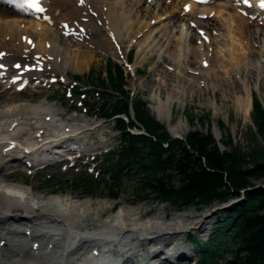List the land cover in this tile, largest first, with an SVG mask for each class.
I'll return each instance as SVG.
<instances>
[{
	"label": "bare ground",
	"instance_id": "6f19581e",
	"mask_svg": "<svg viewBox=\"0 0 264 264\" xmlns=\"http://www.w3.org/2000/svg\"><path fill=\"white\" fill-rule=\"evenodd\" d=\"M13 1L15 5L5 8L1 5L9 6L10 3L0 0V264H124L134 256V252H130L135 250L139 241H148L155 246L152 258L159 257V252L167 247L164 258L177 263L178 260L171 259V255L176 258L178 254L187 256V251L180 247L176 254L175 246L179 247L180 241L174 247L170 244L179 240L191 226L189 216L180 214L167 219L169 214L166 213L150 217L145 216L138 206L121 205L107 218H102L93 203L77 192L63 193L58 187L57 191L56 187L17 177L23 169L16 163L24 158L27 165L42 161L31 165L30 172L35 170L39 174L53 167L57 170L66 160L59 161V156L52 153V142L61 143L57 147L62 150L66 143H76L79 135L87 137L85 127L96 121L83 114L66 115L67 107L53 111V105L47 100L15 101L9 94L10 89L20 93L30 74H39L45 68H57L58 64L79 58L87 39L96 46L107 45L105 34L96 37L99 33L97 20L114 38L120 37L123 30L133 35L135 29L143 28L147 20L142 16L132 20V15L123 10L127 0H41V7L45 10L37 13L38 20L14 16V7L20 0ZM163 1L167 0H134L133 6L139 8L147 2L145 10L157 17L161 15L157 8H164ZM168 1V7L163 11L172 14L168 20L171 24L157 30V33L163 31L157 43L164 40L169 44L179 35L184 37L188 46L197 43L193 46V54L202 50L209 60L207 49L211 48V40L228 34L224 45L233 72L242 75L247 70L249 75L244 89L235 83L236 91L242 92L237 96V103L246 114H250L253 89L249 84L257 68L264 79V26L260 27L249 15L254 16L258 9L259 22L263 21L261 3L264 0H234L213 7L192 0ZM179 6L184 12H174ZM239 11H245L246 16ZM217 13L223 19H210ZM200 15H206V19L199 18ZM154 28L151 33L156 31ZM201 29H207L204 37L200 34ZM70 37L79 40L81 47L70 51ZM260 53L263 55L259 57ZM166 56L177 60L176 56ZM26 65H30L31 71L25 70L21 74L20 70ZM20 75L22 79L15 82ZM31 88V94L42 93L38 90L41 89L39 84ZM172 98L168 96L164 101L161 96L152 95L153 106L148 108L172 134L185 137L189 126L183 119L171 124ZM2 104L5 105L2 107ZM207 220L208 216L201 217L193 227H205ZM141 251L140 256L143 255L146 261L149 256L144 254L145 249ZM81 255H84L83 259H80Z\"/></svg>",
	"mask_w": 264,
	"mask_h": 264
},
{
	"label": "rangeland",
	"instance_id": "374dc122",
	"mask_svg": "<svg viewBox=\"0 0 264 264\" xmlns=\"http://www.w3.org/2000/svg\"><path fill=\"white\" fill-rule=\"evenodd\" d=\"M228 1L232 2L234 0H213L207 6L213 7L220 3H227ZM162 3L164 8H157V12L161 15L152 17L145 10L147 2H144L137 8V5L133 6L134 0H127L123 10L127 14L132 15V20L141 16L144 20L146 19L147 23L143 28H136L135 33L131 36L126 30H123L120 37L114 38L113 35L107 34V30L97 20V31L99 33L96 34V37H100L101 33L105 34L107 45L96 46L91 39H87L84 42L83 51L79 49L81 55L79 58L73 59L67 62V64H58L57 68H45L39 74H30L28 76L29 84L20 93H16L13 88L10 89L9 94L14 97L15 101L30 99L32 102H36L47 100L53 105V111L57 108L65 109L67 107L66 115L83 114L88 119L96 121L95 124L85 127V132L88 134L87 137L79 135L78 139H76V149L72 151L74 159L60 163L57 170L53 167L51 170L39 174H36L35 170L32 173L23 171L17 177L20 179L26 178L28 182L37 181V183L43 186L56 187L57 191L62 189L63 193L66 191L71 193L77 192L80 197L93 203V207L101 213L102 218H107L121 205L138 206L146 213L145 216L150 217L157 214L162 216L167 213L169 217L166 218L172 219L180 214H185L189 216L191 226L184 231L179 240L176 239L175 242L170 244V247H174L180 241L179 247L175 246L174 251L176 254L180 252V247L187 251V256L178 254L176 258V255H171V259L174 261L178 260V263L162 258L168 251L167 247H164L163 252H159V257L152 258V255H154L152 250L155 246L148 241L137 242L135 250L133 249L134 251L130 253L134 252L137 262H139L137 264L144 262L145 264H193L196 259L195 242L188 237L190 234H193L195 239L200 240V244L206 241L230 205L225 206L223 203L211 207L189 206L179 209L172 204L159 201L154 195L148 199L145 196L142 197L144 193L137 191L135 188L136 182L133 179H127L121 184L119 198L117 199L109 195L111 190L104 183L98 184L99 186L90 195L86 193L84 188L74 183V179L79 175L94 173L96 167H102L103 154L119 142L118 132L114 129L113 122L100 118V111L89 104L98 101L97 96H92L88 102H84V95L81 96L78 93L79 88L75 85L77 82L73 81L76 79L75 75H81L84 78L82 79V83H80L83 88L80 89H90L92 93H95L94 82H91L88 77L89 75H101L104 77L105 72L103 70L109 58L126 66L129 82L128 89L134 97H142L146 102L150 115L148 106L150 108L153 106L152 95H159L164 101L168 96H172L170 109L171 124L175 125L183 119L189 126L188 130L195 128H199L201 131L210 130L220 143L222 150L234 147L243 152H250L257 144L262 143L261 136L257 133L253 121V108L250 114H246L237 103V96L242 92L236 91L235 83L244 89V83H247L249 75L247 70L242 75L233 72L224 45L228 34L218 35L216 39L211 40V48L207 49L209 60L205 58L202 50L198 51L197 54H193V46H196L197 43L188 46L184 43V37L179 35L173 38V41L170 42L171 44L164 43V40L157 43L163 32L157 33V30L164 29V27L167 28L171 24L168 20L172 14L170 15L163 11L168 7L169 1H163ZM1 6L5 8L11 7L5 4ZM259 11L257 9L254 12L255 14H253L254 16H249L250 19L256 20V24L262 27L264 26V20H260L259 22ZM174 12H184L183 7H177ZM239 13L246 16L245 11H239ZM91 14L94 15V13ZM13 15L38 20L34 15L25 13L22 9L14 8ZM199 18L206 19V15H200ZM216 18L223 19L218 13L212 14L210 19ZM49 26L51 27V25ZM153 28L156 31L151 33L150 30ZM206 30L201 29L203 37L206 34ZM208 38L210 39L211 35ZM68 41L70 42V51L81 47L80 41L75 40L74 37H70ZM160 48L163 52L161 54ZM166 55L170 57L176 56L177 60H170ZM262 55L260 53L259 57ZM216 57L218 61L215 60ZM262 58L264 59L263 56ZM129 59H132V61L129 62ZM205 62L207 66H205ZM91 71H93L92 75L90 74ZM236 75H238L237 78ZM38 84L41 88L38 90H41L42 93L39 95L31 94V87ZM249 85L253 89V99L254 97H258L264 105V79L260 69L257 68V71L254 73V79ZM4 105L2 104L1 106L3 107ZM73 108H76V110ZM200 116L205 119L202 123L197 120ZM188 117H191L193 122L191 120L189 122ZM222 122L224 125H222ZM161 124L164 125L163 123ZM228 136L232 137V143L226 145L222 142L227 141ZM80 154H82V157L78 158ZM94 156H96V162H92ZM19 163L26 165V158ZM70 167H73L71 171L69 170ZM260 183L262 184L263 182L258 181V184ZM205 216H208L205 227H193L198 219ZM143 249H146L144 254L147 253L149 256L146 261L143 260V255L140 256ZM83 258L84 255H81L80 259ZM132 258L134 257L132 256ZM132 258L128 261L130 264H134Z\"/></svg>",
	"mask_w": 264,
	"mask_h": 264
},
{
	"label": "trees",
	"instance_id": "16d2710c",
	"mask_svg": "<svg viewBox=\"0 0 264 264\" xmlns=\"http://www.w3.org/2000/svg\"><path fill=\"white\" fill-rule=\"evenodd\" d=\"M104 71V77L93 76V71L88 77L100 93L99 100L91 105L100 111V117L113 122L119 142L104 153L99 178V175L82 174L74 183L88 195L104 183L111 190L109 195L117 199L121 184L133 179L137 191L144 193L142 197L148 199L154 195L179 209L211 207L240 198L230 205L202 244L190 234L197 255L194 262L264 264V187L256 186L258 181L264 183L262 101L254 97L252 111L262 143L250 152L234 147L221 150L210 130H189L184 139L172 136L149 114L142 97L131 95L128 73L122 64L108 59ZM75 78L84 77L75 75ZM80 94H86V102L89 94L94 96L90 90ZM188 120L193 122L191 117ZM197 120L202 123L205 119L200 116ZM135 128L145 132L130 130ZM222 143L229 145L232 137L228 136Z\"/></svg>",
	"mask_w": 264,
	"mask_h": 264
},
{
	"label": "snow or ice",
	"instance_id": "6c2138e0",
	"mask_svg": "<svg viewBox=\"0 0 264 264\" xmlns=\"http://www.w3.org/2000/svg\"><path fill=\"white\" fill-rule=\"evenodd\" d=\"M12 0H10V3ZM204 2H208V0H204ZM247 2V0H246ZM20 8H28L33 9L36 12H43L45 9L41 7V0H23L22 3L18 5ZM261 7H264V2L261 3ZM201 35H203V32L201 31ZM207 38V37H205ZM205 66H207V63L205 62ZM16 67H20V65H16Z\"/></svg>",
	"mask_w": 264,
	"mask_h": 264
},
{
	"label": "water",
	"instance_id": "95a60500",
	"mask_svg": "<svg viewBox=\"0 0 264 264\" xmlns=\"http://www.w3.org/2000/svg\"><path fill=\"white\" fill-rule=\"evenodd\" d=\"M169 130V129H168ZM170 131V130H169ZM135 132H141V131H135ZM174 136H178V137H181V136H179V135H174ZM181 138H183V137H181ZM219 146H220V144H219ZM220 148H221V146H220ZM256 186H262V187H264V183H260V184H257ZM240 198H236V199H233V200H231L230 202H228V203H225V206H228L229 204H232L233 202H236V201H238Z\"/></svg>",
	"mask_w": 264,
	"mask_h": 264
}]
</instances>
